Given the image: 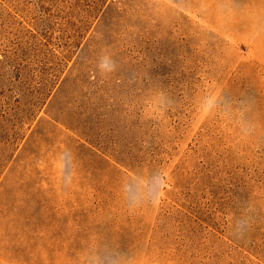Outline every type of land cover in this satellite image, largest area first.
Listing matches in <instances>:
<instances>
[{"label": "rangeland", "instance_id": "rangeland-1", "mask_svg": "<svg viewBox=\"0 0 264 264\" xmlns=\"http://www.w3.org/2000/svg\"><path fill=\"white\" fill-rule=\"evenodd\" d=\"M0 264H264V0H0Z\"/></svg>", "mask_w": 264, "mask_h": 264}]
</instances>
